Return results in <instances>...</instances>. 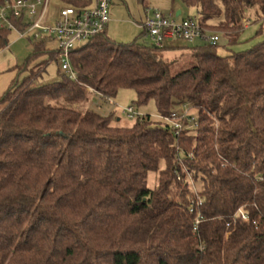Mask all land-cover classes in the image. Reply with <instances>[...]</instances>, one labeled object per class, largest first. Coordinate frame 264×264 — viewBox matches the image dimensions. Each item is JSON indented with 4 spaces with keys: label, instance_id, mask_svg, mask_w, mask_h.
I'll use <instances>...</instances> for the list:
<instances>
[{
    "label": "trees",
    "instance_id": "trees-1",
    "mask_svg": "<svg viewBox=\"0 0 264 264\" xmlns=\"http://www.w3.org/2000/svg\"><path fill=\"white\" fill-rule=\"evenodd\" d=\"M181 2L205 35L237 43L249 11L264 35V0ZM11 31L0 25V50ZM46 41L9 69L17 75L0 98V264H264V40L227 55L221 39L186 47L195 64L172 75L169 40L118 45L105 30L71 52L75 79L60 66L38 85L59 62ZM123 89L161 118L181 108V128L145 115L115 126L113 114L75 107Z\"/></svg>",
    "mask_w": 264,
    "mask_h": 264
},
{
    "label": "rangeland",
    "instance_id": "rangeland-1",
    "mask_svg": "<svg viewBox=\"0 0 264 264\" xmlns=\"http://www.w3.org/2000/svg\"><path fill=\"white\" fill-rule=\"evenodd\" d=\"M61 5L51 0L49 4L50 19L58 17L61 10ZM153 9L164 13L171 14V11L182 10L184 18H194L198 15L197 9L194 7H186L181 0H111L110 16L111 22L108 26L107 35L118 45H130L134 42L145 43L147 45H154L153 40L147 34L144 26L146 18V10ZM181 17V18H182ZM212 22H217L212 21ZM246 26V27H245ZM244 31L240 35L238 42L235 44H228L224 36H221L219 43V54L227 55L231 53H241L251 50L264 40L262 25L256 20L254 11H249L246 14L244 21ZM146 32V33H145ZM214 33H207V37L214 36ZM174 43L169 46L176 47L175 50L169 52L167 58L169 60H177L171 68L172 75H176L184 70L194 66L195 61L192 60L189 53L183 50L186 47H196L208 40H196L193 42L186 41L182 38L175 39ZM34 40L30 37L21 38L16 31H11L9 34V47L6 52L0 50V98L3 93L11 85V82L16 78L17 74L9 71L8 65L16 63L18 65L24 64L26 59L32 54ZM86 42L78 43L77 47H82ZM46 45L51 50H57L58 43L56 40L47 39ZM177 48H181L179 51ZM184 55V57H182ZM3 70V71H2ZM60 70V62H50L46 66V71L43 72L42 77L37 81L38 85L55 82L59 79L58 72ZM137 94L132 89L120 90L117 96L113 99L103 98L97 93L90 92L88 102L82 105H76V109L83 114L87 111H94L102 116L114 115L113 124L115 126L128 127L134 123L133 119H128L125 110L129 107H134L136 115L150 116L154 122H164L159 115L156 104L150 101L145 106H138L136 103ZM1 110V108H0ZM182 109L175 110L176 113L181 114ZM190 114L195 115L194 110H190ZM158 174L151 173L148 177L149 188H154L157 184Z\"/></svg>",
    "mask_w": 264,
    "mask_h": 264
},
{
    "label": "built area",
    "instance_id": "built-area-1",
    "mask_svg": "<svg viewBox=\"0 0 264 264\" xmlns=\"http://www.w3.org/2000/svg\"><path fill=\"white\" fill-rule=\"evenodd\" d=\"M50 0H18L12 5L0 6V25L16 31L21 38L30 37L34 41L47 39L56 40L58 43L57 55L61 69L75 79V73L71 69L70 55L77 48V44L87 42L103 33L111 22V0H95L94 5L88 9H76L73 7L62 8L58 17L50 19ZM143 24L147 34L156 46L162 45L168 40L182 38L186 41L208 40L212 46L219 43L220 38L214 35L208 38L199 25L198 17L177 19L173 14L165 15L161 11L147 9ZM11 18L21 19L26 24V29L17 30ZM246 27V26H245ZM128 119H134L136 115L134 107L125 110ZM182 119L177 113L163 118L175 128H181L179 121ZM192 122L195 120L192 119ZM196 123L194 126L196 127ZM194 212V208H191ZM237 216L242 221H249L248 213L240 209ZM199 220L196 221L194 230Z\"/></svg>",
    "mask_w": 264,
    "mask_h": 264
},
{
    "label": "crops",
    "instance_id": "crops-1",
    "mask_svg": "<svg viewBox=\"0 0 264 264\" xmlns=\"http://www.w3.org/2000/svg\"><path fill=\"white\" fill-rule=\"evenodd\" d=\"M171 14H173L177 19H179V20H182V19H185L184 17H182L183 16V11L180 9V10H176L175 12L172 10L171 11ZM182 17V18H181ZM143 25V24H142ZM109 26V25H108ZM108 26H107V28H106V33H107V31H108ZM176 40H169L168 41V44H171V43H174ZM172 46V45H171ZM7 49L8 48H6V49H4V50H2V51H4V52H6L7 51ZM16 65H18L17 64V62L16 63H11V64H9L8 65V67H9V69L10 68H12V67H14V66H16ZM3 71V70H2Z\"/></svg>",
    "mask_w": 264,
    "mask_h": 264
}]
</instances>
